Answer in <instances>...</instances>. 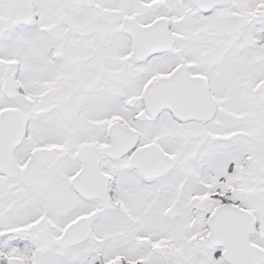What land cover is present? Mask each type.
I'll return each instance as SVG.
<instances>
[{"label":"snow or ice","instance_id":"1","mask_svg":"<svg viewBox=\"0 0 264 264\" xmlns=\"http://www.w3.org/2000/svg\"><path fill=\"white\" fill-rule=\"evenodd\" d=\"M0 264H264V0H0Z\"/></svg>","mask_w":264,"mask_h":264}]
</instances>
